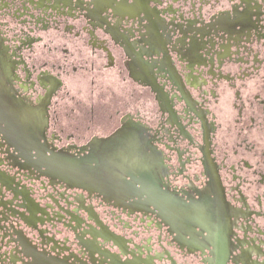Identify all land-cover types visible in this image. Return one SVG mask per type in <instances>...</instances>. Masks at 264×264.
<instances>
[{"label": "flooded vegetation", "instance_id": "obj_1", "mask_svg": "<svg viewBox=\"0 0 264 264\" xmlns=\"http://www.w3.org/2000/svg\"><path fill=\"white\" fill-rule=\"evenodd\" d=\"M0 264H264V0H0Z\"/></svg>", "mask_w": 264, "mask_h": 264}]
</instances>
